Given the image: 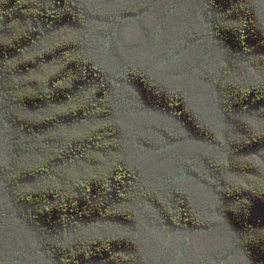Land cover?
I'll return each instance as SVG.
<instances>
[{
  "label": "trees",
  "instance_id": "trees-1",
  "mask_svg": "<svg viewBox=\"0 0 264 264\" xmlns=\"http://www.w3.org/2000/svg\"><path fill=\"white\" fill-rule=\"evenodd\" d=\"M0 264H264V0H0Z\"/></svg>",
  "mask_w": 264,
  "mask_h": 264
}]
</instances>
